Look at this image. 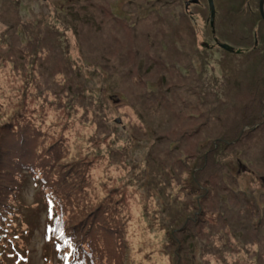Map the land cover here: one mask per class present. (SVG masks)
<instances>
[{
  "label": "rangeland",
  "instance_id": "1",
  "mask_svg": "<svg viewBox=\"0 0 264 264\" xmlns=\"http://www.w3.org/2000/svg\"><path fill=\"white\" fill-rule=\"evenodd\" d=\"M254 1L258 6L256 15L260 17V22H264V0L261 11L259 0L258 3ZM128 2L0 0V134L4 130L5 144L0 150V158L6 159L14 152L18 131L11 133L5 128L8 125L6 122L12 118L25 123L27 127L21 130L25 141L18 152L27 157L30 164L47 166L39 169L38 173L46 177L50 188H54L45 187L42 190L35 184L38 178L29 176L30 171H27L28 175L22 174L19 181L23 185L20 194L23 206L18 213L9 214L4 224L6 231L12 232V235L2 241L0 264H64L62 256L67 255L68 248L73 246H78L82 255L90 258V264H171L168 254L176 256L178 244L170 240L171 237L177 238L179 229L168 233L165 228L152 225L149 218L152 216L156 223L161 220V216L158 217L160 209L166 202L176 200L173 196L176 189H171L170 195L166 194L170 184L182 179L186 170L189 172L194 166H200L198 162L195 164L199 149L192 147L193 140V145H197V141L207 136L208 140H204L203 144L210 147L211 127L214 131L221 129L219 121L210 120L206 135L204 126L195 130L199 124L195 118L205 104L198 97L182 93L195 92L200 86L202 89L216 88L217 92H221L229 84L236 83L233 76H228L239 65L240 57L234 49L246 46L238 36L253 23L242 13L237 14V19H247L245 24L238 21L229 25L235 18L223 20L218 11L211 19V14L200 9L192 18V31L187 40L183 42L180 35L169 38L173 47L178 46L182 51L174 50L171 43L164 50L154 42L139 45L138 56L146 53L149 58L136 64V46L120 53L108 52L114 46L119 47L121 40L140 37L138 28H142L141 22L133 26L127 21L141 20L149 8L145 5L146 0ZM157 6L164 15V21L175 24L169 15L171 12L177 15L180 8L177 2L167 9L160 4ZM137 10L138 14L134 15ZM108 11L117 17L114 15L113 19ZM214 16L212 31L208 19L213 22ZM99 22L120 29L123 34L106 45L108 31L99 30ZM125 30L130 32L129 37H125ZM167 42L163 41V44ZM219 43L233 49L225 53ZM103 48L107 52H102ZM249 64L250 60L240 67ZM147 66L149 71L146 73L144 67ZM14 80L19 82L18 85L23 83L25 86L49 84L48 89L52 92L59 90L63 83L72 81L74 84L68 91L48 95L56 98L59 93L66 102L62 106L63 111L76 119H58L61 115L58 105L46 98L43 103L39 100L23 106L27 117L14 115L17 109L13 93L15 86L9 85ZM141 93L159 95L163 105L153 104L152 101L150 110L141 109L139 101L142 97H134ZM154 97L158 99L152 95L143 101L149 103ZM204 97V102L213 99ZM240 97L236 99L242 101L240 103L247 101V97ZM120 103L126 110L117 108ZM34 105L36 107L32 108ZM175 106H182L185 110L176 111ZM96 107L101 115L92 112L91 109ZM214 108L219 109L217 105ZM42 109L46 112L40 115ZM64 122L66 130L54 134L48 143L38 131L26 132L30 125L37 130L42 124L52 129ZM72 125H75L73 130L69 128ZM156 136L158 139L154 140ZM235 140L238 141H228L231 145L227 148L216 150L215 158L223 164L221 170L225 173L220 177L224 176V183L231 188L251 193L257 199L258 211L253 208V213L249 215L240 208L241 204H232V208L225 212L229 216H223L219 225L213 227L217 234L222 233V238L218 237L219 240L215 241L216 236L214 239L211 237L213 232L208 235L211 246H215L209 251L214 260L217 256L220 260H227L232 254L224 249L228 243L223 238L225 235H229L231 244L236 242V237L238 244L253 242L255 254L264 247V127ZM182 143L190 144L191 150L187 152ZM4 167L0 165L1 172ZM217 168L215 172L221 173ZM183 170V176H180ZM151 172L153 178H158L156 184L150 178ZM136 173H139L141 183L134 176ZM189 178V174L185 175L186 182ZM58 179H61L59 184ZM39 189L43 196L45 190H50L57 198L47 194V201L45 198L44 201L50 209L57 210L59 223L56 224L66 246L48 231L54 232L56 226L47 220L45 209L39 204ZM181 190L177 194L179 205H174L168 215L174 220L176 218V224L178 219L183 220L184 225L176 227L188 229L186 226L199 217L195 208L197 198L191 195L193 209L182 212L178 217L176 210L183 208L182 199L189 200L186 189ZM226 193L221 192V195ZM242 206L245 207L243 201ZM202 207L209 212L214 209L205 204ZM148 210L150 213L145 215ZM50 214L55 216L53 212ZM208 223H213V219H208ZM241 235L246 236L248 241L239 240ZM204 238L201 236V239ZM182 246V253L186 249L188 256V245L186 248L185 244ZM182 253L176 260L180 264H189ZM192 253L197 256L198 246H193ZM201 260L196 258L194 262L199 264ZM76 264L88 262L80 260Z\"/></svg>",
  "mask_w": 264,
  "mask_h": 264
},
{
  "label": "trees",
  "instance_id": "2",
  "mask_svg": "<svg viewBox=\"0 0 264 264\" xmlns=\"http://www.w3.org/2000/svg\"><path fill=\"white\" fill-rule=\"evenodd\" d=\"M132 0H129L128 3H130ZM173 2H177L180 8L177 10V15L175 16L172 12L169 15V18L174 19V23L172 24L170 21H164V15L159 10V7L157 4H160L163 9H167L171 7L170 5L173 4ZM205 2V5L204 3ZM214 3V13H218V11L221 12L220 16L221 18L228 19L229 17L235 18V20L232 22L230 21L229 25L231 24H237L239 21L240 23L245 24V21L238 20L237 14L245 13V17H248L252 21L251 27L246 32H241V35L238 36L246 46L242 48H237L239 52H237V56L240 57L239 59V65L232 70V74L229 73V77L233 76L236 83L233 82L229 84L228 87L223 88V91L217 92L216 88L208 89L209 87H206L205 89H202L200 86L199 90H195V92H189V93H182L185 96H195L199 98V101L201 103H204L199 111V116L195 118V120H199V124L197 125L198 128L204 126L205 129V135L209 132V121H219L221 124L220 130H215L211 127L210 129V147L208 145H204V140H208V137L205 136V139H200L197 141V145L194 144V140L192 142V147L195 149H199V154L197 156V160L195 164L198 162L200 164L199 167L194 166L189 172L186 170V176L189 174L190 178L186 182L185 175L181 179L179 178L178 182H174L170 184V188H168L167 195H170L172 190L176 189V193L173 195L176 200L172 201L171 203L166 202L164 204V207L160 209L161 213L158 214V217L161 216V220L156 223V221L150 216V220L152 221V225L157 226L160 228H165L166 232L175 231L176 229H179L177 238L171 237L170 241L176 242L177 248H176V256H173L169 253V259L171 264H180L179 261H177V256L182 253L183 246L182 244H185V248L188 245V253L187 256L184 252L182 255L185 257V262L189 261V264H195V259L199 258L201 260V263L199 264H261L264 262V247L260 248L259 252L255 254V248L253 242H246L248 241V238L246 236H240L239 240L246 242L238 244L236 243L238 239L235 238V243L231 244V239L229 235H225L223 238H225L228 243L224 245V249L227 252H231V256L227 260H220V258L217 256V260L212 259L209 256V251H212V248L215 246H211L210 239L208 235L210 233L211 237L215 241L219 240V238H222V233L217 234V231L213 230V227L219 225V220L225 216H229V213L225 214L229 209L232 208V204L239 205L240 208H243V212L248 213L251 215L253 213V208H256L257 210V199L252 197L251 193H244L242 190H237L235 188H231L228 183H224V176L221 178L220 175H224L225 173L222 172L223 164L215 158L216 150L218 148H227L229 144L228 141L232 140V143L238 141L235 139L241 138L242 136L247 137L249 136V133L251 131L260 130L261 127H264V22L261 20L260 17L256 15L257 7L255 5L254 0H213ZM258 3V0H257ZM232 4V5H231ZM145 5L148 6L149 10L141 20H135L134 22L127 21L131 25H135L139 21L142 24V28L139 29L140 37L138 39H130L127 38V40H121L119 47L114 46L112 49H108V52L115 51L116 53L124 52L127 49L136 48L134 49L136 51V57L135 62L136 64L139 61H145L148 60L149 55L146 53H143L138 56L139 45H147V43L154 42L157 44L161 49H165L167 47V44H170V36L171 35H180L182 37V41L184 42L187 40V35L189 36V32L192 31L191 22L192 18L195 15V12L199 11L200 9L206 10L207 13L210 15V9L208 7L207 0H146ZM231 6V7H230ZM239 6V8H238ZM176 6H174L175 8ZM254 10V12H253ZM172 11V10H171ZM138 10L135 11L134 15L138 14ZM154 12V13H152ZM224 12L226 14L224 15ZM112 13V17L114 19L113 12L108 11V14ZM144 14V13H143ZM145 15V14H144ZM224 15V17H223ZM233 15V16H232ZM250 15V17H249ZM117 17V15H115ZM235 16V17H234ZM129 19V18H128ZM249 21V20H248ZM101 22V21H100ZM99 22V30L101 31H108V38L107 42L105 43L110 44L111 41L117 37L118 35L123 34L120 29L117 28H110L109 26L103 25ZM126 22V21H125ZM215 23V16L213 19V22L208 19V24L211 30L213 31V24ZM259 23V25H258ZM215 26V25H214ZM215 31V30H214ZM220 31V28H219ZM184 34V36H182ZM224 34V32H222ZM125 37H129L130 32L128 30L124 31ZM186 38H183L185 37ZM167 39V40H165ZM163 41H168L166 44H163ZM189 43V42H188ZM186 43V44H188ZM172 45V43H171ZM172 48L174 50L182 51L178 46L177 48H174L172 45ZM222 48V47H221ZM232 48V47H231ZM208 49V48H206ZM233 49V48H232ZM237 49H234V52L236 53ZM225 53H229V50H226L223 48ZM102 52H107V49L103 48ZM113 58L114 56L110 54ZM251 56V57H250ZM250 60V64L246 67H240L241 65H244V62ZM148 64V62H145ZM158 63V62H156ZM144 65V63H143ZM149 65V64H148ZM163 65V64H162ZM177 66V65H176ZM171 68V67H170ZM177 69V67H176ZM149 71V66L144 67V72ZM178 71L180 69L178 68ZM196 79H200L196 77ZM233 79V80H234ZM202 81L205 83L210 84L209 82H206L204 78H201ZM15 82L10 83L9 85H14L15 90L14 93V99L17 105V109L14 110V115L16 114L18 117H27L23 110L26 111L23 106H25L27 103H33L36 101L41 100L40 103L44 102V98H46L50 102H54L58 105V111L61 113L60 117L58 118L57 115H55V120H71L76 119V117L71 116L70 113L63 111L62 106H65L66 102L60 98V95L55 97L48 95V93H57L58 91H68L67 89L71 87V84H74L72 81H67L63 83L61 88L55 92H52V90L48 89L49 84L45 83H36L32 86H25V84L18 85V81L14 80ZM217 87V86H215ZM26 88H30L31 91L27 90ZM77 91V90H76ZM216 92V93H213ZM212 94H216L215 97H212ZM47 95V96H46ZM152 95L157 96L154 97L152 100L149 101V103H145L143 100L150 98ZM142 97V100L139 102L141 103L142 107L141 109L147 110L151 109L152 101L153 104L156 105H163L161 102L159 95L155 93H141L139 95H135L134 97ZM204 96L212 97L211 101H206ZM244 96L247 97V101L244 103H240L242 101H237V97ZM164 97V94H163ZM240 97V98H241ZM58 100V101H54ZM62 101V102H60ZM64 101V102H63ZM72 103V102H70ZM237 104V105H236ZM82 105V103H80ZM118 109L122 108L125 109L121 103L117 104ZM121 105V106H119ZM217 105L219 109H215L214 106ZM34 105L32 108H35ZM204 107V109H203ZM76 108V107H75ZM175 110L177 111L180 109L181 111H184L185 109L182 106H175ZM87 110V109H86ZM85 110V111H86ZM92 112H97L101 115L100 112L97 111V107L94 109H91ZM126 110V109H125ZM218 111V113H217ZM46 111L44 109L40 110V115L44 114ZM22 113V114H20ZM47 113L45 114V116ZM61 116L63 119H61ZM76 116V115H75ZM45 120V118H42ZM130 122L131 119H129ZM8 124L5 128L9 129L11 133L14 134V131H17L16 134V140L14 145V152L11 153L6 159L0 158V165L5 166V169H2V172L0 171V252H3V243L2 241L5 240V238L8 235H12V232H7L4 224L6 223L7 217L9 214H12L13 212L18 213L20 209L22 208V204L20 203V194L22 192V182L19 180H22V174L28 175L27 171H30V177H36L38 178L35 180V184L39 185V187L42 188V190L48 186V182L46 180V177L40 176L38 173L39 169H45L47 166L44 165H35L30 164V161L27 159V157L23 156L22 153L18 152V149L22 147V143L25 141L23 137V133L21 130L26 128V124L22 123L18 120L9 118ZM64 123H59V125L55 126L52 129H49L44 124H42L38 130L35 127H28L26 130L27 134L33 133L35 130L39 132V136L41 138L46 139V143H48V140L54 136V134H59L62 130H66ZM109 125V124H107ZM245 125V126H244ZM71 130L75 128V125H72L69 127ZM110 128V127H109ZM186 130V129H185ZM176 132L173 131V134ZM3 132L0 134V150H2L5 146L3 143ZM177 134V133H176ZM240 134V135H239ZM212 135H214V138H212ZM177 136H180V133L177 134ZM262 138V137H261ZM154 140L158 139V136L153 138ZM151 139L150 141H152ZM18 140V141H17ZM202 140V141H201ZM215 140V142H214ZM235 140V141H234ZM178 142V138H177ZM200 142V143H199ZM21 144V145H20ZM183 144V143H182ZM57 145V144H55ZM185 147V150L188 152V150H191L190 144H183ZM236 145V144H235ZM56 148V147H55ZM53 148V149H55ZM184 150V151H185ZM152 161H155L154 159L150 158ZM227 165V164H226ZM216 166H218L217 170H219L221 173H216L214 169H216ZM183 170L180 174V176H183ZM20 172V173H19ZM19 173V174H18ZM153 172L150 174V178L156 182L158 181V178L152 177ZM136 178H139L138 183H141V179L139 176V173H136L134 175ZM25 179L26 176H23ZM43 181V182H42ZM61 183V179L57 180V184ZM155 187V186H154ZM142 188V186H141ZM151 188V187H150ZM181 189H186L187 197H189V200L182 199L184 202L183 208L180 207L176 210V213L179 217V215L187 210L193 209L192 201L190 200L191 195H196L195 200V208L197 209L199 213V217L193 221L192 224H189L186 226L188 229L176 227L178 224L183 226V220L180 221L178 219V224H176V218L175 220L172 218V216L169 217L168 214L171 213V209H174V205L177 204L179 201V198L177 197L178 191H182ZM42 190L39 189V197L37 198L40 202L39 204L43 205V208L45 209L46 218L47 220H50L54 226H56V229L54 232H50L52 236L57 238L61 243H63L65 246L66 244L62 240L60 236L59 229L57 227V224L59 223L57 220V210L55 208H49L46 201L47 199L45 196L47 194L51 195L52 198H56L55 194L50 190H45V196L42 195ZM151 190V189H150ZM154 192H156L155 188L153 189ZM229 190H232V192H229ZM221 192H224L226 194L221 195ZM197 193V194H196ZM219 193V194H218ZM44 198L46 201H44ZM242 201L245 202V207L242 206ZM18 202V203H17ZM49 203V202H48ZM179 203V202H178ZM238 203V204H237ZM203 204H205L208 208H214L209 211L203 210ZM50 205V204H49ZM179 205V204H177ZM55 215L51 217L52 213ZM150 211H146L145 215H148ZM155 214V212H153ZM216 216H218L216 218ZM169 217V218H168ZM169 219V221H168ZM208 219H213V223H208ZM55 222V223H53ZM57 223V224H56ZM230 230V228H229ZM181 231V233H179ZM230 234H232V230H230ZM201 236H205L204 239H201ZM180 237V238H179ZM212 239V240H213ZM187 240L189 242L187 243ZM198 246V254L194 257L192 253L193 246ZM190 246V248H189ZM2 253H0L1 255ZM64 257V264H76L80 260L87 261L88 264H90V258L84 257L82 255V252H80V248L78 246H73L71 248H68L67 255H63ZM180 257V256H179ZM194 260H193V258ZM182 262L184 260L181 259Z\"/></svg>",
  "mask_w": 264,
  "mask_h": 264
},
{
  "label": "water",
  "instance_id": "3",
  "mask_svg": "<svg viewBox=\"0 0 264 264\" xmlns=\"http://www.w3.org/2000/svg\"><path fill=\"white\" fill-rule=\"evenodd\" d=\"M208 2V7L210 9V14H211V19L213 18V15H214V3H213V0H207ZM262 4H263V0H259V8H260V11L262 9ZM219 46L224 48L225 50H232V48L225 44V43H219ZM236 52H239V50L237 49Z\"/></svg>",
  "mask_w": 264,
  "mask_h": 264
},
{
  "label": "bare ground",
  "instance_id": "4",
  "mask_svg": "<svg viewBox=\"0 0 264 264\" xmlns=\"http://www.w3.org/2000/svg\"><path fill=\"white\" fill-rule=\"evenodd\" d=\"M232 5V4H231ZM231 7V6H230ZM243 46V45H242ZM220 47V46H219ZM226 51V50H225Z\"/></svg>",
  "mask_w": 264,
  "mask_h": 264
}]
</instances>
